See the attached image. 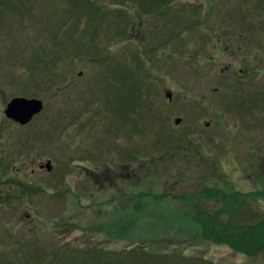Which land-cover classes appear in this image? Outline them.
I'll list each match as a JSON object with an SVG mask.
<instances>
[{
	"label": "rangeland",
	"instance_id": "374dc122",
	"mask_svg": "<svg viewBox=\"0 0 264 264\" xmlns=\"http://www.w3.org/2000/svg\"><path fill=\"white\" fill-rule=\"evenodd\" d=\"M11 1L6 0L0 5V180L3 182L0 192L6 189L9 180L6 179L7 172L11 174L16 171V174H12L17 176V180L47 189L46 184L52 179L51 176L68 170L69 175L65 176L63 183L54 188L48 187L47 190L52 195L64 193L65 190L71 194L65 199H57L52 195H34L27 198L25 204L13 200L10 206L0 205V238L5 233L14 236L24 234L27 240L38 236L40 244L45 248L42 251L44 254L64 243L80 248L98 246L117 252L136 247L157 254L177 252L184 257L198 256L215 264H264V253L248 258L228 245L214 244L200 236L193 221L195 212L203 210L214 213L218 205L214 201L190 196L204 188V185L213 188L221 182L216 179V171L212 167L215 160L212 158L217 159L216 156L222 157L223 154L218 149L219 145L205 141L207 155L200 156L196 144L190 145V142H196V138L190 140L180 134L182 132L187 136L186 132L191 131L193 134H203L206 138L218 136L224 138V143L227 134L222 128L212 124L205 129L203 122L212 123L213 116L218 115L229 130L234 122H239L232 117L231 105L234 101L230 89L231 78L228 73L220 76L221 70L237 62V58L229 51L237 35H229V32L237 34L239 31L226 21L231 19L230 15L236 14L241 19L236 20L237 26L249 24L251 27L259 25L260 28L264 22V8L260 9L256 4L264 0H173L166 4L164 9L168 11L176 7L170 13L166 11L167 16L158 24L163 28L158 30L157 33L162 35L157 39H165V46L155 51V56L149 57L154 91L158 94H155V100L164 110L165 118L163 125L154 121L156 125L151 132H148L150 126H144V136H131L136 144L131 139L126 140L121 130L112 128L115 122L112 124V121H108L106 115L96 113L101 109L99 103H90L89 109L82 110V102H91V96L94 93L97 95L92 83L99 72L92 66L90 57L75 58V55H84L78 50L84 51L85 48L77 47L80 41L77 31L81 28L76 29L74 24L66 23L69 19L62 16V10L70 13L68 6L64 8L63 4L55 0H34L29 14L28 7L24 8L21 0ZM119 1L100 2L101 11L110 14L111 18L106 16L102 27L97 28L99 23H95L94 37L98 35L102 38L104 35L105 42L100 49L106 47L108 54L113 57L123 56L137 48L143 54L147 41H154L149 39L153 29L151 25L156 23L152 18L162 20L158 18L159 15L152 18L144 15L131 0L115 4ZM185 5L191 9L193 19L188 17L187 10H182ZM119 11L130 18L127 35L123 38L116 36V29L107 26L117 23L114 12ZM178 15L180 21L182 17L185 18L182 22L192 21L195 24L196 21L199 25L193 28L196 31L178 26L174 36H169L168 32L172 28L167 30L166 22H171L168 17ZM215 35H219V38ZM55 36H58V41L66 40L61 44L62 51L54 41V51L46 44V40ZM258 37L264 47L263 37L259 34ZM256 49H253L250 55L252 58L249 59L251 61L247 65L256 71H261V66L264 72V48L257 53ZM44 55L51 60L52 56L60 57L63 61L58 64L57 61V67L52 71L58 76L67 75L69 78L64 85L55 84L54 89L59 88L56 93L51 88L52 91L43 88L44 81L48 82L44 73L52 72L44 69ZM191 69H197V74H193ZM33 82L39 83L36 85L41 87L34 89L30 85ZM168 93L172 99L170 108H167ZM77 94L81 95L77 97ZM17 97L37 99L44 103L42 112L23 127L7 120L3 114L10 100ZM71 112L78 116L73 124L69 121ZM58 113L67 118L58 127V133H53L55 126L52 122ZM129 113L132 120L136 119L133 107ZM176 117L182 118L181 127L173 130ZM162 126L168 132H164ZM157 132L165 138L171 132L180 134L178 149L159 151L160 148L155 146ZM37 133L41 134V138L37 144H32V149H27V145L21 146L28 136ZM261 136H264V129ZM100 139H103L104 144L98 149L93 148ZM31 143L36 141L28 142ZM128 145H136V151L140 150L139 147L147 148L136 156L138 161H132L127 159L130 155L124 153L128 151L127 148L130 149ZM23 147L25 151L18 155ZM7 157L14 161L11 164L8 162V167L3 170L2 163ZM70 159H74V163L67 166ZM47 161L56 166L52 174L39 169ZM247 180L248 184L242 183L243 191L257 190L252 186L254 179ZM251 205L257 215H254L255 223L264 219V199L257 197ZM233 210L237 213V208ZM246 215L238 213L234 216ZM225 217L227 215H223L224 219L220 218L221 223L225 222ZM9 247L0 246V255L7 253V257H20L17 246ZM24 247L26 253L33 249L30 246ZM14 248L16 251L12 252Z\"/></svg>",
	"mask_w": 264,
	"mask_h": 264
},
{
	"label": "trees",
	"instance_id": "16d2710c",
	"mask_svg": "<svg viewBox=\"0 0 264 264\" xmlns=\"http://www.w3.org/2000/svg\"><path fill=\"white\" fill-rule=\"evenodd\" d=\"M6 0H0V5L5 3ZM13 1V0H12ZM11 1V2H12ZM33 1V3H32ZM43 1V0H42ZM57 3L63 4L64 8L65 6L70 11L69 14L64 13L62 10V16L65 18H68L69 20L66 23L74 24L75 28L78 27L81 28L77 31L78 39L80 40L77 45V47L82 48L84 47V51L78 50L79 53L84 55H75V58L81 59L90 57L91 64L96 68V71L99 72L96 79L94 80V83L92 85H95L96 93L91 96V102H82L84 104L83 111H86L89 109L88 104L93 103L100 105V110H97V114H104L107 116L108 121H112V124L115 122V126L113 125L112 128L119 129L122 131V133L125 134L126 140L132 141V143L136 144L135 140H132L133 137L136 135H143V132L145 130L144 126H150V130L148 132H151L152 128L154 129V126L156 123L154 121H157V124H161L164 122V110L161 106L158 105V100L156 101V95L157 94L154 91V85L153 82V71L151 69L150 60L149 57L152 58V55L155 56V51H159L160 48H162L164 44L165 39H157L161 38L160 35L157 32L158 30L163 28L161 25H158L159 23L163 22L164 16L166 11L170 13L174 10L173 7L171 9L165 10L166 4L173 0H131L133 3H135V6L137 5L138 9L141 10V13L148 16L149 18H152V16H158L160 20L154 19L156 21L155 25L152 26V30L150 31V37L149 39H152L154 41H147L148 45L145 46L143 54L141 53V49L139 50L136 46L135 51H131L128 53H125L123 56H116L113 57L112 55L108 54V50H106V47L103 49H100L102 47L103 42H105L104 35L102 34V38H99L95 36L94 26L95 23H99L97 26L102 27L105 23L102 21L105 20L106 16L110 17V14L107 12L104 13L101 11V5L100 2L102 0H55ZM125 1L128 0H120L119 2L115 3L117 5L125 3ZM177 1V0H175ZM179 1V0H178ZM24 3V8L28 7L29 14L32 12V7L34 4V0H21V4ZM112 3V2H110ZM130 3V2H129ZM179 3V2H178ZM98 6H97V5ZM131 4V3H130ZM31 5V6H30ZM260 9L264 8V2L256 4ZM100 6V7H99ZM1 7V6H0ZM21 7V6H20ZM16 8V7H13ZM165 8V9H164ZM67 10V11H68ZM165 10V11H164ZM182 10H187L188 17L192 16V11L190 8H188L186 5L182 7ZM22 11L20 10V13ZM116 14V20L117 23L107 26L110 27V29H116L118 31L117 37H125L127 35L128 26L130 24V18L126 15H124L121 11L114 12ZM113 14V13H112ZM114 14V15H115ZM21 15V14H20ZM75 17V18H74ZM231 19H228L226 21L231 27L235 26L242 34L244 33V29L246 28L245 25L243 27L237 26L236 20L238 19L236 14H232L229 16ZM111 18V17H110ZM170 21L173 22H166L168 26V34L169 36H174V30L178 26H182V29H189L193 32L196 30L193 29L194 27L199 26L198 23L195 21V24L191 21L190 23L182 22L185 18L182 17V20L180 21V16H169ZM76 19V21H75ZM73 21H75L73 23ZM177 21V22H176ZM154 22V21H153ZM262 22V21H261ZM263 25L258 28V26H253L251 34L253 36L262 35L264 36V22H262ZM159 27H158V26ZM173 26V27H172ZM56 28V26H54ZM107 28V27H106ZM166 28V27H165ZM234 28V27H233ZM242 31H240V30ZM55 30V29H54ZM229 34L235 35V32L230 31ZM159 35V37L154 36ZM115 37V36H114ZM96 38V41L94 40ZM155 38V39H154ZM58 36H55L54 38H49L46 40V44H49L50 50L54 51L52 48L55 44L58 43L60 46V51H62V45L66 40L61 39L60 41L57 40ZM55 42V44L53 43ZM88 41V42H87ZM178 42V41H175ZM254 44H256L254 42ZM106 50V51H105ZM150 53L151 55H149ZM36 57V56H34ZM33 57V61L35 62V58ZM148 57V58H146ZM58 61V62H57ZM62 62L63 60L60 57L52 56L51 59H47V56L44 55V69L47 70H54L59 62ZM38 62H40L38 60ZM45 78L48 80L44 81L45 86L43 88L55 90V93L57 92L59 88H55L54 86L56 83L59 84H65L69 78L67 75L58 76L55 72L44 73ZM36 84L39 83H31L30 85L34 86V89H39L41 86H38ZM97 84L99 87H97ZM47 85V86H46ZM42 88V89H43ZM51 88V89H50ZM54 93V94H55ZM89 94V92H88ZM81 94H77V97ZM84 95V94H83ZM158 95V94H157ZM34 96V95H33ZM89 96V95H84ZM76 97V98H77ZM76 101V99H75ZM86 103V104H85ZM134 108L136 110V119L133 118V120L130 117V109ZM71 124H73L78 116L77 113L71 112ZM134 115V113H133ZM65 115L62 113H58L56 116V120L52 122V125H54V131L53 133H58L60 127L63 123V121H66ZM170 128V125H168ZM163 131L168 132V130H165L164 126ZM111 128V129H112ZM160 128V126H159ZM107 129V128H106ZM109 128V130H111ZM161 129V128H160ZM159 129V130H160ZM106 131V134L108 136V131ZM147 130V129H146ZM162 130V129H161ZM156 131V129L154 130ZM139 132V133H138ZM162 131H159V133H164ZM135 133V134H134ZM137 133V134H136ZM158 133V132H157ZM158 133L157 139L155 137L156 144L155 146L159 147V151L162 150H171V149H178L180 146V139L176 138V135L172 132L166 135L165 137H161ZM166 134V133H164ZM51 136V134H50ZM175 136V137H174ZM41 138V134L37 133L35 135L28 136L24 143L21 144V146L27 145V149H32V144H37L38 140ZM28 144V142H35ZM179 142V143H178ZM107 143V141L105 142ZM104 144L103 139H100L99 142L93 146V148H97L99 146H102ZM154 146V147H155ZM127 148L128 151L124 152L127 155H130L127 159L132 161H138L139 152L146 151V147H139L140 150L136 151V145H131ZM25 147H23V150L18 151V155H22V152L25 151ZM132 149V150H131ZM154 151V150H153ZM155 152V151H154ZM157 153V152H156ZM85 159L89 160L88 158L84 157ZM125 158V159H126ZM79 159V158H78ZM83 159V158H82ZM99 159V158H98ZM100 160V159H99ZM14 161V159H10L7 157L2 163V169L6 170L8 167L7 163ZM21 161V160H20ZM74 159H70L67 162V166L70 164L73 165ZM7 166V167H6ZM4 167H6L4 169ZM50 171L52 174L55 169V165ZM69 168V167H68ZM1 169V170H2ZM16 174L15 172H11ZM49 173V174H50ZM69 171L58 173L56 176H51V180H49L46 184L47 189L54 188L56 185H59L64 182L65 176ZM10 172H7V185L6 189L2 192H0V205H11V202L13 200H17L19 204H25V200L27 198H30L34 195L44 196L47 195L50 196L52 194L49 193L47 189H42L40 187H37L35 185H31V183H24L20 180H17L16 177L12 174L11 176ZM69 175V174H68ZM3 182L0 180V186H2ZM207 185H204V188L201 190H198L194 193V195H191L190 197H194L195 199H202V200H209L214 202H219L220 200H223V195L218 194L216 191L214 192L213 189L206 187ZM57 187V186H56ZM69 190H65V192H57L53 194L52 196L58 197L57 199L66 198V196H69ZM235 196L239 195L238 193H233ZM229 195V194H228ZM249 196H251L252 201L257 200V197L264 199V190H254V192L249 193ZM227 196V195H225ZM115 201V200H113ZM238 204V203H237ZM236 202L229 203L227 205V208L223 209V212L221 215H219L218 211L214 213H207L203 210H197L195 212V219H193L198 231H200V236L205 241H210L214 244H223L228 245L230 248L239 251L243 255H245L248 258H255L261 254L264 253V219L259 220V222L255 223L254 215L255 209L251 210V214L246 216H234L238 215L240 213L239 209L237 208V213L233 211V208L235 205H237ZM253 206V205H252ZM240 207V206H239ZM254 207V206H253ZM140 209H138L139 211ZM231 212V213H230ZM241 214V213H240ZM223 215H227L226 220L224 223L220 222V218L223 217ZM242 215H245L244 213ZM257 216V215H256ZM255 216V217H256ZM224 219V218H222ZM204 220H207L205 222ZM55 225L58 226V223H55ZM0 246L2 247H8L12 248L14 246H17L18 248L17 253L20 254V257L17 255L13 257V255L10 257H7V253L5 255H0V264H215L214 262L210 260H206L201 257H188V256H182L179 255L177 252H173L170 254H157L151 251H148L141 247H136L133 249H125L121 252L117 251H110V250H104L101 247H86V248H80L75 247L72 244H59L54 246L50 251L45 252V254L42 252L45 250L44 246L40 244V241L38 240V236H35V239H29L27 240L26 235L20 234L18 236L10 235L8 233H5L3 237L0 238ZM24 246H30L33 249H29L26 253ZM16 248L12 250V252L16 251ZM3 249V248H2ZM11 253V252H10ZM16 253V254H17ZM18 260H15V259ZM15 260V261H14ZM217 264V263H216Z\"/></svg>",
	"mask_w": 264,
	"mask_h": 264
},
{
	"label": "flooded vegetation",
	"instance_id": "af4514ba",
	"mask_svg": "<svg viewBox=\"0 0 264 264\" xmlns=\"http://www.w3.org/2000/svg\"><path fill=\"white\" fill-rule=\"evenodd\" d=\"M246 26L244 33L235 34L237 35V40L233 42L234 46L229 49L231 54L237 58V62L226 66L223 71H220V76L228 73L227 75L231 78L230 89L234 101L231 105L232 117L239 122H234L231 126V130H229L227 124L222 123V118L218 115L213 116L211 120L212 123H210V121L203 122L205 129L212 124L216 128L221 127L224 133L227 134V139L224 143V138H219L218 136L206 138L203 134H193L191 131L186 132L187 136L185 133H180L190 140L196 138V142H190V145L196 144V147L199 148L200 156L203 155L206 157L207 155V145L205 141H208L210 144L214 143L215 145H219L218 149L223 155L222 157L216 156L217 159L214 157L212 158L215 160L212 167L216 171V179L221 182L216 183V185L213 184V188L210 185L208 187L213 189L214 192L216 191L219 195L222 194L224 197L223 200L216 202L219 215H221L224 208H227L229 203L233 202H236V204L238 203L234 208H240L239 212L241 214H251L252 200L251 196L248 194L254 192V190H250V192L243 191L242 184H248V178L254 179L252 182L253 188L264 190V136L260 137L264 129V72L261 66H259L261 71H256V69L252 70V68H250L251 66L247 65L249 61H251L249 59L252 58L250 55L253 49L257 48V53L262 51L264 47L261 41H259V37L251 34V26H249V24H246ZM215 36L219 38V35ZM262 37L264 39V36ZM218 42L220 41L218 40ZM254 42L256 44H254ZM224 50L229 52L227 48H224ZM191 71L193 74H197L195 71L198 70L191 69ZM217 73L219 74V72ZM167 102V108H170L172 99H167ZM199 106L201 108L204 107V105ZM205 113L206 112L203 113V116ZM176 119L182 121L180 117H176L175 120ZM180 123L176 125L173 120V130H178L181 127ZM178 135H176V137L179 138ZM237 145L241 147L238 148ZM203 158L200 157V159ZM229 189L232 190V193L229 192ZM233 193H238L239 195L235 196ZM233 211L236 212V210Z\"/></svg>",
	"mask_w": 264,
	"mask_h": 264
},
{
	"label": "water",
	"instance_id": "95a60500",
	"mask_svg": "<svg viewBox=\"0 0 264 264\" xmlns=\"http://www.w3.org/2000/svg\"><path fill=\"white\" fill-rule=\"evenodd\" d=\"M166 98L171 100V94H167ZM44 108V103L41 100L37 99H26V98H13L5 107L3 112L5 118L20 127L26 126L29 124L34 117L39 115ZM181 120L176 119L174 123L178 125ZM40 170L45 169L46 172H50L51 162L47 161L45 165L39 166Z\"/></svg>",
	"mask_w": 264,
	"mask_h": 264
}]
</instances>
